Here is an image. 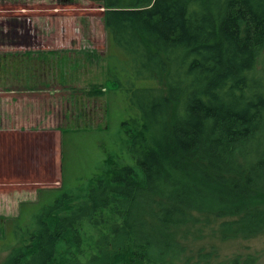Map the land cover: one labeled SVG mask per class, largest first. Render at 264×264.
Listing matches in <instances>:
<instances>
[{
    "label": "trees",
    "instance_id": "trees-1",
    "mask_svg": "<svg viewBox=\"0 0 264 264\" xmlns=\"http://www.w3.org/2000/svg\"><path fill=\"white\" fill-rule=\"evenodd\" d=\"M101 5L125 158L106 152L96 173L21 204L2 264H177L179 230L208 217L224 218L223 237L263 233L264 0ZM215 257L190 264L257 261Z\"/></svg>",
    "mask_w": 264,
    "mask_h": 264
},
{
    "label": "rangeland",
    "instance_id": "rangeland-1",
    "mask_svg": "<svg viewBox=\"0 0 264 264\" xmlns=\"http://www.w3.org/2000/svg\"><path fill=\"white\" fill-rule=\"evenodd\" d=\"M12 44L27 45L28 51L0 53V91L44 93L58 87L56 100L60 98L68 115L61 125L77 131L62 152L65 170L55 180L44 179L36 190L29 188L37 185H28L32 194L14 197L12 206L2 207L8 211L0 209V237L7 231V222L18 216L21 204L36 202L41 190L60 188L65 177L87 178L96 173L106 152L125 158L119 123L127 114V104L121 92L105 87L108 43L101 0H0V45ZM91 89H100L101 94H89ZM223 219L201 218L180 229L186 249L177 264H190L199 249L214 250L213 261L255 254V264H264V232L223 237L218 230ZM7 254L0 251V264Z\"/></svg>",
    "mask_w": 264,
    "mask_h": 264
},
{
    "label": "crops",
    "instance_id": "crops-1",
    "mask_svg": "<svg viewBox=\"0 0 264 264\" xmlns=\"http://www.w3.org/2000/svg\"><path fill=\"white\" fill-rule=\"evenodd\" d=\"M25 48L12 44L0 53H23L28 51ZM54 88L44 93H33L28 87L29 91H0V209L12 206L16 196L32 194L29 189L43 186L44 179L55 180L62 171L65 143L77 129L62 127L68 115L60 98L56 100L58 87ZM30 184L37 186L27 189Z\"/></svg>",
    "mask_w": 264,
    "mask_h": 264
}]
</instances>
